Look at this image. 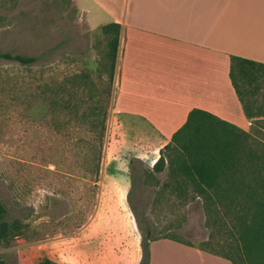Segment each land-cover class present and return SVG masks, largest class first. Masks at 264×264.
I'll return each mask as SVG.
<instances>
[{
    "label": "rangeland",
    "instance_id": "1",
    "mask_svg": "<svg viewBox=\"0 0 264 264\" xmlns=\"http://www.w3.org/2000/svg\"><path fill=\"white\" fill-rule=\"evenodd\" d=\"M83 4L84 17L71 0H0V51L41 55L30 67L0 60V201L21 229L0 241V264H31L44 257L60 264H139L141 224L155 236L175 233L195 246L208 237L200 199L183 204L157 195L165 171L152 178L140 175L127 198L129 159L138 154L150 168L147 162L158 155L148 157L146 148L136 149L116 135L110 117L95 181L85 160L89 151L78 142L82 133L72 116L49 100L60 85H70L73 73L88 70L97 79L95 70L101 68L103 86L108 84L112 35L100 29L104 15ZM261 93L263 99L264 85ZM167 239L150 241L148 264L165 259L158 255L163 242L170 246L169 260H205V251L197 255L187 249L191 245Z\"/></svg>",
    "mask_w": 264,
    "mask_h": 264
},
{
    "label": "trees",
    "instance_id": "2",
    "mask_svg": "<svg viewBox=\"0 0 264 264\" xmlns=\"http://www.w3.org/2000/svg\"><path fill=\"white\" fill-rule=\"evenodd\" d=\"M111 34L109 72L106 86L102 69L95 70L97 79L88 70L73 73L70 85H60L51 99L52 105L72 116L79 130L80 141L89 153L85 160L95 181L99 180L103 149L108 141V119L113 98L116 57L120 26L111 22L100 26ZM41 55L0 51V60L30 67ZM229 77L251 128L241 127L199 108L189 111L185 122L172 134L160 150L153 165L145 167L136 157L129 159L131 187L138 179L156 177L165 171V180L157 195L166 201L181 203L200 199L208 237L202 246L182 241L173 233L155 236L151 228L141 230L142 257L139 264H148V246L156 238H170L221 256L231 264H264V63L231 56ZM62 86V87H61ZM66 124H70L67 120ZM131 209L140 220L136 209ZM140 225V224H139ZM17 220L12 219L0 201V241L17 235ZM1 264H5L1 261ZM33 264H60L44 257Z\"/></svg>",
    "mask_w": 264,
    "mask_h": 264
},
{
    "label": "crops",
    "instance_id": "3",
    "mask_svg": "<svg viewBox=\"0 0 264 264\" xmlns=\"http://www.w3.org/2000/svg\"><path fill=\"white\" fill-rule=\"evenodd\" d=\"M71 1L83 17L84 1L98 9L106 19L99 26H120L109 114L116 135L146 148L148 157L159 155L193 108L250 129L229 65L233 55L264 63V0ZM161 245L158 255L165 259L156 263L179 264L168 259V242ZM217 257L205 251V260L182 264H220Z\"/></svg>",
    "mask_w": 264,
    "mask_h": 264
}]
</instances>
